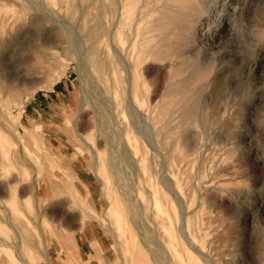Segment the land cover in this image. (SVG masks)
<instances>
[{
  "label": "rangeland",
  "instance_id": "1",
  "mask_svg": "<svg viewBox=\"0 0 264 264\" xmlns=\"http://www.w3.org/2000/svg\"><path fill=\"white\" fill-rule=\"evenodd\" d=\"M0 264H264V0H0Z\"/></svg>",
  "mask_w": 264,
  "mask_h": 264
},
{
  "label": "bare ground",
  "instance_id": "2",
  "mask_svg": "<svg viewBox=\"0 0 264 264\" xmlns=\"http://www.w3.org/2000/svg\"><path fill=\"white\" fill-rule=\"evenodd\" d=\"M236 58H237V57H236ZM234 59H235V58H234ZM130 85H131V84H130ZM131 86H132V85H131ZM133 86H134V85H133ZM133 86H132V87H133ZM221 86H223V85H221ZM132 87H131V88H132ZM129 89H130V88H129ZM130 90H132V89H130ZM130 90H129V91H130ZM134 91H135V90H134ZM129 93H130V95H129L130 102L133 103V101H135V100H134V95H133L134 93L132 94V91L129 92ZM98 101H99V100H98ZM136 107H137V106H136ZM136 110H137V109H136ZM24 148H26V146H24ZM26 150H27V148H26Z\"/></svg>",
  "mask_w": 264,
  "mask_h": 264
}]
</instances>
